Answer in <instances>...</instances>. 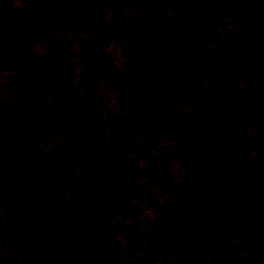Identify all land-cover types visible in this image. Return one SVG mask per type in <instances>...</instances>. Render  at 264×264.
Returning <instances> with one entry per match:
<instances>
[{
  "label": "rangeland",
  "instance_id": "1",
  "mask_svg": "<svg viewBox=\"0 0 264 264\" xmlns=\"http://www.w3.org/2000/svg\"><path fill=\"white\" fill-rule=\"evenodd\" d=\"M47 0H11L17 19L25 28L53 18L66 0H57L39 12ZM211 14L205 13L204 0H143L121 18L120 32L109 45L113 54V73L119 91L115 98L101 86L100 110L119 113L122 104L143 108L203 86L208 72L200 60L215 50L233 52L246 44L247 29L257 0H210ZM164 35L171 39L160 37ZM61 37L51 35L49 42H36L26 51L28 71L42 80L45 111L38 119L28 113L22 92L26 74L5 81L9 71L0 72V153L10 160L31 149L43 156L36 161L45 177L55 160V148L64 137L71 110L84 95L89 70L90 26L79 18L68 31L69 97L60 96L51 76V47ZM255 82L264 86V74ZM242 87L245 83L241 84ZM197 128L215 125L233 131L240 128L248 140L251 155L259 156L263 144L253 141L263 135L264 111L250 99L237 98L219 108L211 99L187 103L167 115ZM136 135H128L130 150ZM115 136L108 131L100 155L115 150ZM82 157L73 169L82 165ZM201 152L172 149L169 143L156 147L142 162L144 172L119 188H107L100 207L85 233L93 244L105 249L108 264H264V213L251 217L240 230L228 229L217 244L198 258L194 239L187 238L164 246L168 237L185 226L201 225L216 215L217 208L231 209L236 204V189L218 172L203 194V205L190 215L185 185ZM34 195L19 177L0 183V261L12 244L21 219L31 207ZM264 208V197L258 201ZM55 203H50L27 231L15 255L20 264H98L91 248L75 244L60 225ZM86 204L75 201L68 207L67 224L82 220Z\"/></svg>",
  "mask_w": 264,
  "mask_h": 264
},
{
  "label": "trees",
  "instance_id": "2",
  "mask_svg": "<svg viewBox=\"0 0 264 264\" xmlns=\"http://www.w3.org/2000/svg\"><path fill=\"white\" fill-rule=\"evenodd\" d=\"M24 1V0H21ZM57 0H47L39 12ZM143 0H66L61 10L49 20L29 29L17 19L11 0H0V72L11 74L5 83L12 86L14 77L26 74L22 92L28 113L38 119L45 111L41 78L28 71L27 49L36 42H49L55 32L61 37L51 47V76L62 97H69V45L67 34L79 18H86L91 32L89 70L83 98L71 110L70 122L62 140L56 146L55 160L43 177L36 161L44 152L31 149L10 160L0 153V183L19 177L34 195L30 209L21 219L18 230L0 264H20L15 259L19 243L50 203H55L60 225L69 240L96 253L98 264H108L104 248L91 243L85 236L89 223L98 211L105 190L119 188L144 172L142 162L152 151L169 143L174 150L191 147L201 152L199 162L192 168V176L185 185L190 215H196L203 205V194L213 177L221 172L236 189V204L231 209L217 208L216 215L201 225L185 226L181 232L168 237L164 246L193 237L198 258L205 257L228 229L240 230L251 223V217L264 213L258 201L264 197V148L259 156L251 155L248 140L240 128L233 131L215 125L197 128L167 115L189 102L211 99L215 107L237 98L250 99L264 111V86L254 79L264 74V0H257L252 21L247 29L246 44L237 51L215 50L202 58L200 64L208 72L207 82L158 104L135 108L122 104L119 113L103 114L100 110L101 86L115 98L119 91L113 73V54L109 45L119 34L121 18L128 9ZM205 13L210 16V0H204ZM168 42L170 38L161 35ZM245 83L242 87L241 84ZM2 85L0 84V90ZM108 131L115 136V150L109 156L100 155ZM135 134L136 142L125 149V139ZM256 145L264 146L263 135L255 138ZM82 157V165L73 163ZM75 201L86 204L82 220L67 224L68 207Z\"/></svg>",
  "mask_w": 264,
  "mask_h": 264
}]
</instances>
